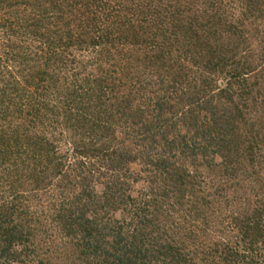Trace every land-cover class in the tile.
<instances>
[{"label": "trees", "instance_id": "16d2710c", "mask_svg": "<svg viewBox=\"0 0 264 264\" xmlns=\"http://www.w3.org/2000/svg\"><path fill=\"white\" fill-rule=\"evenodd\" d=\"M76 3L0 0V32L13 37L10 44L0 40V113L9 118L0 123V264L50 263L38 260L37 250L40 257L48 250L33 245L36 226L46 217L82 258L74 264H245L238 250L213 245L199 251L169 236L159 197L167 195V185L174 192L191 189L193 162L196 170L207 164L217 174L234 175L252 162L257 147L264 148V78L256 77L241 94L248 103H260L256 128L233 99H210L204 73L213 62L201 54L211 52L214 40L218 60L232 62V40L244 37V21L264 38L257 25L264 0H133V11L117 3L109 9L119 15L113 26L97 29L101 20L95 16L79 27V38L67 30L64 17ZM71 48H92L95 68L87 73L85 66L84 76L66 71L64 51ZM188 51L193 58H186ZM181 61L203 67L190 76ZM256 63L262 69L264 52ZM58 125L64 133L59 139L66 135L72 146L63 155L48 133ZM101 173L100 195L94 178ZM159 180L153 203L134 197L135 185ZM246 196L237 200L249 212L243 218L249 224L236 223L237 244L255 247L264 241V204L251 200L250 211ZM43 201L53 204L50 210ZM122 204L135 212L125 229L108 219ZM145 205L154 208L146 217L140 215ZM209 206V199L202 200L198 214L210 213Z\"/></svg>", "mask_w": 264, "mask_h": 264}, {"label": "rangeland", "instance_id": "374dc122", "mask_svg": "<svg viewBox=\"0 0 264 264\" xmlns=\"http://www.w3.org/2000/svg\"><path fill=\"white\" fill-rule=\"evenodd\" d=\"M117 3L126 5L133 11V6L131 7L128 4L133 3V0H78V3H76L77 6L73 5L70 7L72 12L64 16L65 20L69 23L67 30L74 37L79 38V27L81 25L86 26L88 24L87 22L94 20V17L98 16L101 21L98 23L97 19L96 24L97 27H99L97 29L105 31L104 27L106 28L108 25L113 26L112 22L119 16L116 11L111 12L113 10H109L110 8H114ZM99 9L101 10L99 11ZM237 13L235 15L239 17ZM250 24H252V22L244 21L240 29V32L245 34L244 37L238 38L239 35L237 34L232 40L231 49H233L234 46L237 50L232 62L228 61L227 63L225 61V56L223 61L218 60L220 58L222 59V57L218 55L220 51L216 49L217 46H215L214 40H211L210 43L213 57L211 52L207 51L208 54H206V50H201V54L204 59L209 58L211 63L213 62V66L211 65L212 67L210 66L211 68H208L204 73L206 75L204 76L206 78L205 82L209 84V89L212 91L210 99H213L217 94L224 95V99L226 98L227 101L233 99L237 102L236 104L239 105L241 111L248 110L246 119H248V123L255 122L254 125L257 128L260 126L259 122L262 121V117L257 112L258 108L256 106L260 104L259 101L256 104L254 102L248 103L241 97L244 90H247L248 87H253L256 82V77L262 76L264 78V66L261 69L259 68L260 64L256 63V60L259 59V56L264 52V38L255 33L253 26H250ZM257 25L260 26L258 28L264 31V18L260 20V22H257ZM102 31H99V33L94 32V35H102ZM12 38H8L7 35L4 37L0 32V40H4V43L8 41L10 44ZM202 40H204L203 37ZM25 43L26 46L30 45V42ZM193 43L197 46V43ZM33 46H36V44ZM64 52L69 56V64L66 65V71L70 72V74L76 72L84 76L85 66L88 65L87 73L95 68L94 65H90L91 62L93 64L97 61L96 52L92 48L83 50L71 48ZM193 54L194 53L188 51L186 58H193ZM73 61H75V63L72 64ZM179 64L189 71L190 76H195L196 72L199 74L197 68L203 67V64L196 63L194 65H188L187 62L182 63V61ZM253 65L258 69H256L254 73H251L250 69L253 68ZM198 85H200V83H198ZM255 90H257V88ZM207 98L209 99V93ZM15 99L17 100V98ZM3 110L5 109L3 108ZM5 115V113H0V123L4 122L3 119H5ZM5 120L9 122V118ZM48 133L49 136H51V140L56 138V140L50 141L56 145V152L63 155L67 153L68 149L71 151L72 146L68 144L66 135L63 139H59V135L64 134L59 125L56 130L48 131ZM253 155L252 162L243 165L242 169L234 175L217 174L216 171L218 169L216 167L208 168L207 164L201 165L202 169L196 170L197 163H191L189 168L191 189L186 190V192H184L185 189L179 185V182L178 185L181 189H179L178 192H174V189H171V187L166 184L168 186L167 195H161L159 197V203L162 206L161 212L165 214V217H168V220H165V224L168 228L169 236L175 237L180 243L185 242L192 247H197L199 251L206 247H212L213 245H220V248H224L225 251H233L235 249L234 251L238 250L243 254L245 264H264V241L255 247L246 244H237L238 228L236 223H240V226L249 224V222L245 223V221H243V218H246V213H249L248 209L245 208L243 203H237V200L247 194L246 201L248 200L247 203L250 211L249 201L252 200L254 205L257 206L259 201L261 205L264 204V197L262 196V194H264V148L257 147L256 150L253 151ZM192 160L193 158H190L185 161L189 163ZM194 160L198 161L199 159L194 158ZM218 162L219 160L216 161V165ZM73 163V160H69V164ZM213 163L214 159L210 164ZM94 172L97 174L98 171L95 170ZM104 178L105 174L103 173H101L100 177L94 178V191L100 195V192H103L100 185ZM158 182L159 183L154 182L153 185L147 183L135 185L136 191L134 197L147 199V202L153 203V199H155V195H157L154 193L156 186L163 184L161 180ZM200 191H204V193L200 194ZM50 198L54 199V201L57 199V197L55 199V196ZM206 198L210 201V213L206 211L205 215L202 216L198 214L200 211V202ZM52 205L53 204L44 201L41 204L46 211L50 210ZM125 206L127 205L122 204L121 207L118 206L116 212L112 211L108 216L109 220L114 219L122 222L121 224L124 229L129 227V223H131L133 217L135 218V212L132 214L129 211L132 207H128V210H125ZM141 210L144 211L140 215L146 217L150 215L149 213L154 211V208L145 205ZM43 217H46V215L42 216V218ZM46 218L44 220L45 223H40L36 226V239L33 245L37 247L38 244H41L42 249L48 250L47 252H43L41 257L37 250L39 256L38 260L45 263L50 262L49 264H74L75 261H82V258L77 257V252L72 249L71 245L67 247V244H70L69 239L61 238L56 223H53V220L49 219L50 217ZM247 219H250V217ZM137 226L138 224L136 223L131 229L134 230ZM145 226L151 228L149 223H146ZM125 234L126 233H124V235ZM195 234H197V238H194L195 240L189 239L190 236L193 237ZM262 234L264 235V231ZM52 246L54 247L50 250ZM245 248L246 251H244ZM33 260L38 263L37 258Z\"/></svg>", "mask_w": 264, "mask_h": 264}]
</instances>
